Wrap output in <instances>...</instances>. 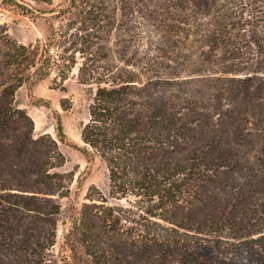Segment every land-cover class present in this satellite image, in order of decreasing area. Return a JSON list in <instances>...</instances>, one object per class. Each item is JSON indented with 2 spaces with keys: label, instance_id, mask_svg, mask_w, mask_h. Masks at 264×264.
I'll list each match as a JSON object with an SVG mask.
<instances>
[{
  "label": "rangeland",
  "instance_id": "obj_1",
  "mask_svg": "<svg viewBox=\"0 0 264 264\" xmlns=\"http://www.w3.org/2000/svg\"><path fill=\"white\" fill-rule=\"evenodd\" d=\"M15 1L29 13L22 15L0 0V44L9 40L32 45L53 56L66 49L65 59L75 62L65 80L60 67V72L54 69L42 82L23 85L15 93V101L33 122V138L48 134L56 139L57 120L64 135L58 147L65 162L57 172L68 191L57 199L60 214L52 247L58 264H264V139L254 130L258 123L245 121L238 106L228 104L224 96L216 100L219 92L210 89L213 83L187 72L193 62L186 52L190 47L185 45L181 53L167 44L176 39L167 30L177 23L175 7L182 0H108L110 24L99 33L101 41L91 23L87 27L67 20L68 0ZM212 1L232 7L239 0ZM102 44L109 64L136 76V89L129 92L130 112L137 123L158 102L178 105L176 118L159 122L157 130L165 144L151 156L187 164L189 170L182 180L181 201L167 203L162 211L132 195L112 197L103 162L96 155L83 154L80 135L89 120L95 87L81 85L78 73L83 63L96 59ZM39 100L47 106H36ZM127 210L135 221L156 216L164 225L191 233L220 221L229 228L225 233L229 240L145 247V235L127 223ZM75 220L80 244H75L71 230ZM249 229L256 234L245 237ZM67 243L79 252L73 255Z\"/></svg>",
  "mask_w": 264,
  "mask_h": 264
},
{
  "label": "trees",
  "instance_id": "obj_2",
  "mask_svg": "<svg viewBox=\"0 0 264 264\" xmlns=\"http://www.w3.org/2000/svg\"><path fill=\"white\" fill-rule=\"evenodd\" d=\"M3 1L22 15L29 13L24 4ZM182 1L175 7L177 23L167 30L176 39L167 44L181 53L185 45L190 47L186 52L193 62L192 69L187 72L213 83L210 89L219 92L216 100L224 96L228 104L238 106L245 121L258 123L254 130L263 140L264 0H239L232 7L212 0H187L188 4ZM108 7V0H68L64 14L68 15L67 20L83 26L91 23V28H97V39L101 41L99 33L110 24ZM2 42L0 264H58L52 247L56 218L60 214L57 199L63 198L68 191L64 177L57 172L65 162L58 147V143H64V135L57 120L56 139L48 134L33 138V122L15 101V93L23 85L32 87L42 82L54 69L60 72V67L64 68L62 79L65 80L75 62L71 57L65 59L66 49H62L59 56H53L49 50L39 51L32 45ZM85 44L86 41L83 46ZM97 50L94 63H83L78 73L81 85L95 87L88 104L89 120L80 135L83 154L96 155L103 162L112 197L122 199L132 195L153 204L149 208L162 211L167 203L181 201L182 180L189 170L187 164L156 161L151 156L165 144L162 131L157 130L159 122L176 118L178 105L170 100L158 102L150 106L142 123H137L130 112L133 95L129 92L136 89L135 74L109 64L103 44ZM34 104L47 106L43 100ZM130 213L127 210V223H133L142 231L145 247L148 244L164 248L186 241L201 244L211 239L229 240L225 234L229 228L220 221L203 226L207 228L203 231L198 227L191 233L180 231L173 224L164 225L156 216H142L135 221ZM76 222L78 220L73 222L71 230H75V244H80ZM255 234L250 230L244 236ZM67 246L71 247L73 255L79 252L76 245L73 248L67 243Z\"/></svg>",
  "mask_w": 264,
  "mask_h": 264
}]
</instances>
